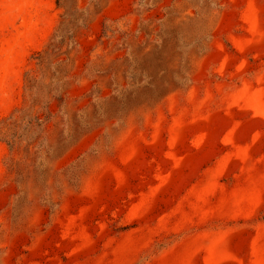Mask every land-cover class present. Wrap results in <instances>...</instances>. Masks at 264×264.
I'll return each instance as SVG.
<instances>
[{
    "label": "rangeland",
    "instance_id": "rangeland-1",
    "mask_svg": "<svg viewBox=\"0 0 264 264\" xmlns=\"http://www.w3.org/2000/svg\"><path fill=\"white\" fill-rule=\"evenodd\" d=\"M0 264H264V0H0Z\"/></svg>",
    "mask_w": 264,
    "mask_h": 264
}]
</instances>
